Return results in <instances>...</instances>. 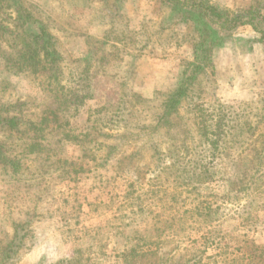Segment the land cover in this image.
<instances>
[{
  "label": "rangeland",
  "instance_id": "rangeland-1",
  "mask_svg": "<svg viewBox=\"0 0 264 264\" xmlns=\"http://www.w3.org/2000/svg\"><path fill=\"white\" fill-rule=\"evenodd\" d=\"M203 1L232 13L253 2ZM4 5L0 113L37 121L59 106L61 86L93 99L63 109L70 137L61 143L63 135H49L47 153L23 162L31 173L0 165V260L11 222L30 220L32 237L9 264H264V44L257 32L244 25L215 33L212 67L195 74L178 113L157 126L164 101L196 61L197 30H208L203 17L166 0ZM20 13L34 24L23 25ZM40 28L42 49L55 51L57 62L42 74L19 71V51ZM110 102L131 118L106 138L89 128ZM0 138L10 148L22 142ZM109 146L113 158L101 168Z\"/></svg>",
  "mask_w": 264,
  "mask_h": 264
},
{
  "label": "trees",
  "instance_id": "trees-1",
  "mask_svg": "<svg viewBox=\"0 0 264 264\" xmlns=\"http://www.w3.org/2000/svg\"><path fill=\"white\" fill-rule=\"evenodd\" d=\"M166 1L179 6L182 10L194 12L200 18L203 17L206 21L204 27H207L208 30H204L203 28L197 30L198 39L202 40L193 45L196 61L195 63H189L191 68L189 70V75L182 78L179 86L170 93L164 101L162 114L157 115V119H159L157 121V126L167 124L171 118L178 113L179 107L185 100L184 98L189 97V87L193 84L195 74L205 69V67H212L213 52L218 43L216 39L217 37L213 36L215 33L219 31L232 33L235 29L241 26L249 25L259 35L258 41L264 44V7H261V1L263 0H253L248 10L238 13L219 10L217 7L205 3L203 0ZM4 8V0H0V15L2 14L1 11H4ZM18 18L20 22H23V25H26L27 23L34 24V22H31L30 18L28 20V16H24L22 13H20V17ZM32 34L31 40H26L27 42H25L23 50L19 51L20 55L18 60H16L14 67L19 71H29L34 74H42L45 72L47 66H52L57 62V57L55 51L50 54V52H46L42 49L43 44H45L43 36L47 35L44 28H40L39 33ZM37 40L39 41L37 42ZM207 40L210 44L205 42ZM40 41L42 42V45L39 44ZM49 78L53 79V76ZM130 98L131 102L132 100L137 99L138 96L133 94ZM84 99H93L92 94H83L74 90L71 92V90H66L64 86H61V93L59 92L56 96V102L58 103L56 105L59 106H56L55 110H52L49 114L39 118L37 121H29L26 123L24 118L22 119L16 115L11 116L2 111L0 113V134H3L4 139L16 137L17 140L22 142L18 143L16 141V146L10 148V140L4 141L0 138V165H3L6 170H10L11 173L16 175L23 170L27 175L31 173L30 168L28 166L25 167L23 162L29 159V155H34L35 153L46 154V150H49V144H46L47 137L56 131L59 135H63L62 142L60 141L61 143H63L64 137L65 140H68L70 132H66V124L60 121V114H64V110L68 111L72 107H77L83 103ZM108 105L106 113L103 114L102 117L100 116L98 124L90 127L89 130L95 128V133H97V135H103V132H106L105 137L111 138V134H109L111 133L110 131H125V129H127L131 118V112L126 108L123 109L124 111H121V108L117 106L115 102H110ZM135 112L137 113V110H135ZM145 117L147 118L146 115ZM83 131L85 130L83 129ZM126 135H131V133L116 132V135L113 136L128 139L126 138ZM89 136L90 134L87 135L86 143H83V145H86L87 147L91 145V142L95 141L94 139L89 138ZM19 147L23 148L21 154L15 152ZM115 148V146H109L107 149L108 151L102 154L100 159V161L102 160L103 162L101 168H104V165L111 162ZM10 152H13L14 155L11 156ZM170 152L171 151L169 150V153ZM65 158H68V156ZM57 163H60V161H57ZM61 163L65 165V160ZM59 166L63 165L60 164ZM75 167L76 166L68 167L71 174L76 171ZM61 170L63 171L64 169ZM11 225L13 228V236L1 250L0 264H9V260L13 259L23 247L24 240L28 237H32L29 234L31 226L30 220H27L26 222L14 221L11 222Z\"/></svg>",
  "mask_w": 264,
  "mask_h": 264
}]
</instances>
